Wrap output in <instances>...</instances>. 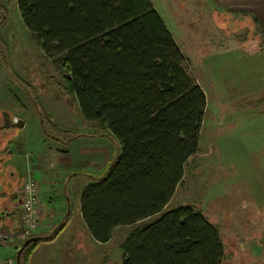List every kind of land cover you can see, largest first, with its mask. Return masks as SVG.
Listing matches in <instances>:
<instances>
[{"label":"trees","instance_id":"16d2710c","mask_svg":"<svg viewBox=\"0 0 264 264\" xmlns=\"http://www.w3.org/2000/svg\"><path fill=\"white\" fill-rule=\"evenodd\" d=\"M11 2L45 55L60 57L66 94L95 123L90 136L117 144L104 172L86 175L80 197L92 239L105 244L114 229L157 215L128 235L121 264H223L219 234L201 212L164 211L198 153L206 96L151 0ZM0 9L1 26L6 9ZM38 114L52 140L66 145L79 137ZM65 223L47 236L33 235L38 240L23 248L18 264H29L36 246L53 241Z\"/></svg>","mask_w":264,"mask_h":264},{"label":"crops","instance_id":"0c3cea01","mask_svg":"<svg viewBox=\"0 0 264 264\" xmlns=\"http://www.w3.org/2000/svg\"><path fill=\"white\" fill-rule=\"evenodd\" d=\"M152 4L156 10L153 2ZM176 5L174 8L168 5L165 8L166 17L161 18L168 30L166 20H171L182 28V33L178 37H175L170 30L169 32L184 54L188 65L192 64L195 74L193 76L198 85L202 87L197 79L200 76L203 80L216 83L217 88L222 92L213 90L216 97L214 99L232 103L224 111L222 127L231 130L238 128L240 131L244 128L247 131L251 130L254 135L249 132L251 133L249 137L259 145V142L264 140V94L258 98V101L252 102L260 105V109L256 108V105L245 107L251 102L244 101L246 96L240 97L246 94L264 93V66L260 74L262 83L259 84L257 79L258 84L255 89L253 88L254 90L236 91V94L232 96L227 94L228 87L223 86L222 83L243 84L247 79L244 75L248 70L243 71L244 63L239 61L245 60L250 55L244 50H239L237 44L239 41L244 43L248 40L264 42V0H176ZM183 18L186 19V24L182 23ZM229 38L232 42H224ZM219 40L221 43H218ZM232 65H240L239 72H236ZM227 67H231V75L227 73ZM4 73L0 67V227L13 229L17 224L21 183L24 172L27 169L30 170L40 184V224L35 235L47 236L63 221L66 223L53 241L36 246L29 258V264H66L67 259L70 258L66 251H69L71 246L75 248V251H82L84 236L87 238L86 242L101 245L91 236L88 237V230L81 218L80 197L89 184V177L86 175L102 174L106 163L108 165L111 161L114 154V141L112 146L106 138L90 136L93 134H74L68 128L64 129L79 137L66 145L52 140L44 132L38 112L46 113L50 118L51 116L61 117L64 120L65 117L64 111L48 104L51 100L49 99L51 92L44 91V96L40 97L39 94L43 92L36 89L35 93L39 100L43 99L46 107L42 108L41 101L38 100L39 105L34 103V94L25 92L23 88L13 89L9 86V78ZM35 86L39 87L36 84ZM235 96H238L237 106L232 100ZM48 108L51 111H47ZM206 110L205 107V113ZM247 114H250V118L246 121L248 124L243 123L245 126L243 128L241 124L245 121L241 119H244ZM14 119L22 121V128L11 127ZM89 123L87 121V124ZM202 127L199 142L203 132ZM220 128L214 125L209 139L212 145L217 144L214 140L217 133H222ZM249 133L247 132L246 135ZM249 161H244V164ZM251 161H258L263 166L264 154L259 157L251 154ZM17 248V245L11 244L0 246V261L16 258ZM245 252L247 253V250ZM260 255L264 258V244ZM77 259L72 260L71 264H77Z\"/></svg>","mask_w":264,"mask_h":264},{"label":"rangeland","instance_id":"374dc122","mask_svg":"<svg viewBox=\"0 0 264 264\" xmlns=\"http://www.w3.org/2000/svg\"><path fill=\"white\" fill-rule=\"evenodd\" d=\"M151 1L156 6L158 14L161 15L160 17L163 18L166 17L165 8L168 5L173 8L177 6L176 0H170V2L168 0ZM0 4V6H5L6 9L2 13L6 17V21L0 26V47L2 48L0 67L5 72L6 77L9 78L8 85L13 89L21 88L24 85L25 92L28 91L36 96L35 91L40 90L39 92H43V94H39L40 97L44 96V91H50L49 99L51 100L48 101V104L64 111L63 116L65 117L64 120L61 117L51 116L50 118L49 115L44 113L46 118L52 121L51 125L62 131H66L65 129L68 128L74 134H95V123L90 122L87 124V121L82 118L77 104L66 94V80L62 74L60 57L48 58L44 51L32 40L31 33L23 25L17 5L14 2L0 0ZM166 22H168L170 32L175 37L180 36L182 28H179L171 20H166ZM182 23H187L185 18L182 19ZM227 40L224 42H232L230 38ZM218 43H221V41L219 40ZM237 46L239 50H244L250 56L239 61H242V64L244 63L242 70H248L244 75V78H247L245 79L246 83H222L223 86L228 87L226 88L227 94L232 96L236 94V91L254 90L256 84H258L257 79L261 84L260 74L264 66V60L262 61L264 53L260 54L264 52V42L248 40L242 43L239 41ZM232 67L236 72H239L240 65H232ZM188 68L190 73L195 75L192 64H189ZM226 71L230 74L231 67H227ZM13 73L19 82L13 79ZM33 75L35 76L32 77ZM200 78L197 79L202 85L200 87L204 88L207 110L204 114L203 132L198 145L199 155L197 154V156L188 160L184 168L185 178L183 177L184 180L177 187L164 211H171L183 206L192 207L194 210L201 212L207 222L213 225L219 234L225 249L223 264H263L264 258L260 253L264 244V204H262L264 202V193H262L264 191V163L262 166V163L258 161L252 162L251 154H255L257 157L264 154V140L259 142V145L256 144V141L249 137L251 133L254 135V132L247 131L244 128V124H248L246 121L250 118V114L241 119L245 121L241 124V127L244 128L243 131L238 128L231 130L222 127L224 111L232 103L214 99L216 97H214L212 91H222L217 88L216 83L203 80L202 76ZM33 83L39 87H36ZM263 94V92L259 95L246 94L240 98L246 96L244 101L251 103L245 105V107H253L257 103L252 102L258 101V98ZM237 98L238 96H235L232 99L235 101V106H237ZM38 100V96L34 98L37 103ZM39 101L42 102V108H46L43 99ZM255 107L260 109V105ZM47 111H51L50 108ZM212 123L213 125H211ZM215 124L217 127H221L219 130L222 133H217L214 140L217 144L212 145L209 139ZM247 132L251 133L246 135ZM111 145L113 146V143ZM116 145L114 141V152L117 148ZM94 147L96 148L95 145ZM246 160L250 161L244 164ZM156 217L157 215L132 226L116 228L112 232L110 241L105 245L86 242L87 238L84 236L82 251H75L72 246L69 251H66L67 256L70 257L67 259L66 264H71L72 260L74 261L77 258V264H121L122 245L128 235L136 227H140L143 223ZM88 237H90L89 234Z\"/></svg>","mask_w":264,"mask_h":264},{"label":"built area","instance_id":"2783aa9c","mask_svg":"<svg viewBox=\"0 0 264 264\" xmlns=\"http://www.w3.org/2000/svg\"><path fill=\"white\" fill-rule=\"evenodd\" d=\"M19 220L13 229L0 227V246L7 244L19 245L34 237L40 224V184L30 172L26 170L20 188ZM0 264H16V258L1 260Z\"/></svg>","mask_w":264,"mask_h":264},{"label":"water","instance_id":"95a60500","mask_svg":"<svg viewBox=\"0 0 264 264\" xmlns=\"http://www.w3.org/2000/svg\"><path fill=\"white\" fill-rule=\"evenodd\" d=\"M13 122H14V124H12L11 127H16V128H19V129L22 128V121L14 119ZM37 240H38V237H31V238L27 239L26 241H24L23 245L17 251L16 264H18V262H19V256H20V253L23 250V248L25 246H27L28 244L32 243V242H36Z\"/></svg>","mask_w":264,"mask_h":264}]
</instances>
